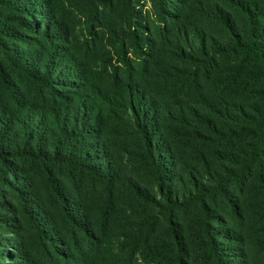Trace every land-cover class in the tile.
<instances>
[{
    "label": "trees",
    "instance_id": "trees-1",
    "mask_svg": "<svg viewBox=\"0 0 264 264\" xmlns=\"http://www.w3.org/2000/svg\"><path fill=\"white\" fill-rule=\"evenodd\" d=\"M112 2L0 0L11 13L3 35L27 49L0 43V83L9 100L0 106V186L16 179L19 163L45 173L56 213L33 191L17 193L23 217L47 245L46 264H110L103 235L117 192L168 217L173 243L148 246L153 256L187 264L172 217L195 209L200 251L223 264L236 253L213 228L211 202L239 210L237 188L243 202L253 196L264 217V0H148L149 28L136 0H115L122 28L106 34L101 6ZM74 4L87 12L83 40L67 19ZM104 38L117 57L111 74L93 56L95 41ZM10 73L22 86L12 84ZM181 131L201 142L215 137L225 147L193 169L171 154ZM127 136L139 146L155 194L121 171L120 141ZM50 166L98 184L97 211L86 198L71 202L59 191ZM153 225L147 221L146 229ZM149 231L132 243H145Z\"/></svg>",
    "mask_w": 264,
    "mask_h": 264
},
{
    "label": "rangeland",
    "instance_id": "rangeland-1",
    "mask_svg": "<svg viewBox=\"0 0 264 264\" xmlns=\"http://www.w3.org/2000/svg\"><path fill=\"white\" fill-rule=\"evenodd\" d=\"M112 3L113 6L110 8L101 6L103 13L100 27L106 34L114 26L122 28V24L116 20L115 0ZM37 5L40 6L38 2ZM136 5V11L146 18L148 28L151 27V7L148 0H136ZM80 9L79 5H75V11L68 12L67 19L78 37L83 40L86 33L87 12L81 13ZM10 15V12L0 7V43L25 52L27 50L25 47L15 44L8 36L3 35L4 32L6 33L3 22ZM35 20L38 21L37 18ZM105 44V38L96 40L93 56L100 60L107 67L108 74H111L113 67L117 66V57L114 50H107ZM9 79L12 84L22 86L21 80L13 78L11 73ZM184 85L187 87L188 83L185 82ZM8 102L0 83V106L7 105ZM177 138L171 154L180 161L182 159L193 169L199 168L200 162L204 159L215 157L213 154L217 149L222 150L225 147L219 145L215 137H212V141L201 142L188 131H181ZM120 144L123 146L119 155L122 173L133 177L142 187L155 194L151 173L142 160L138 144L130 136L124 137ZM17 167L16 179H11L12 182L8 183L10 186H0V252L4 257L0 264H46V255L49 253L47 245L38 240L30 224L23 217L17 191L21 188L24 195L33 191L42 207L53 213L57 211L56 202L49 193L42 169L29 162L19 163ZM47 174L56 181L59 191L63 190L68 195L71 202H74L75 198L80 200L86 198L90 201L91 207L95 205L94 211H97L96 206L103 197L102 188L98 184H90L83 175L69 173L55 166L48 167ZM12 177V174L9 175V179ZM28 184L31 188H26ZM232 192L233 199L240 201L239 210L231 212L220 199L210 204L212 214L217 217L216 222H212L213 228L220 229L219 232L225 238V242L230 245L228 247L234 249L236 253L222 258V263L264 264V217L256 210L251 194H247L243 202L245 196L240 194L237 188ZM111 209L103 235L109 250L106 259L110 264H172L170 256L156 258L148 249V246L173 243L167 223L168 217L157 215L156 211L145 207L138 200L119 192L114 194ZM147 221L154 223L151 232L146 229ZM197 221L198 211L195 209L173 214L172 230L180 238L184 250L181 251V257L187 264H215L206 251H200L201 237ZM96 224L97 220L94 219L92 227L95 228ZM147 231L149 236L145 243L140 240L136 244L132 243L134 236H144Z\"/></svg>",
    "mask_w": 264,
    "mask_h": 264
}]
</instances>
